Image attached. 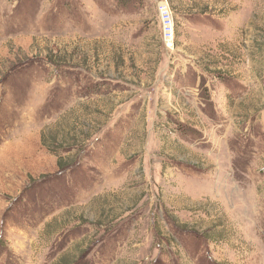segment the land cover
I'll list each match as a JSON object with an SVG mask.
<instances>
[{
	"label": "rangeland",
	"instance_id": "374dc122",
	"mask_svg": "<svg viewBox=\"0 0 264 264\" xmlns=\"http://www.w3.org/2000/svg\"><path fill=\"white\" fill-rule=\"evenodd\" d=\"M0 0V264H264V0Z\"/></svg>",
	"mask_w": 264,
	"mask_h": 264
},
{
	"label": "built area",
	"instance_id": "2783aa9c",
	"mask_svg": "<svg viewBox=\"0 0 264 264\" xmlns=\"http://www.w3.org/2000/svg\"><path fill=\"white\" fill-rule=\"evenodd\" d=\"M156 11L162 28V42L166 51L175 49L176 14L172 11L168 0H159Z\"/></svg>",
	"mask_w": 264,
	"mask_h": 264
}]
</instances>
